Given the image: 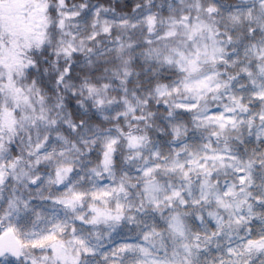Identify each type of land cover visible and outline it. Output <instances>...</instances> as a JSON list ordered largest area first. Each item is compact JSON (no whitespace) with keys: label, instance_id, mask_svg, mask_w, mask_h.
Returning a JSON list of instances; mask_svg holds the SVG:
<instances>
[{"label":"snow or ice","instance_id":"snow-or-ice-1","mask_svg":"<svg viewBox=\"0 0 264 264\" xmlns=\"http://www.w3.org/2000/svg\"><path fill=\"white\" fill-rule=\"evenodd\" d=\"M0 264H264V0H0Z\"/></svg>","mask_w":264,"mask_h":264}]
</instances>
